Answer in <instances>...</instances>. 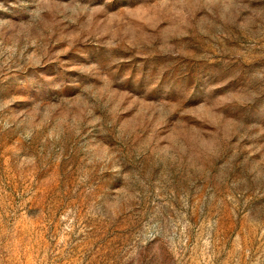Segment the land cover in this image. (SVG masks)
<instances>
[{
    "label": "rangeland",
    "instance_id": "obj_1",
    "mask_svg": "<svg viewBox=\"0 0 264 264\" xmlns=\"http://www.w3.org/2000/svg\"><path fill=\"white\" fill-rule=\"evenodd\" d=\"M0 264H264V0H0Z\"/></svg>",
    "mask_w": 264,
    "mask_h": 264
}]
</instances>
